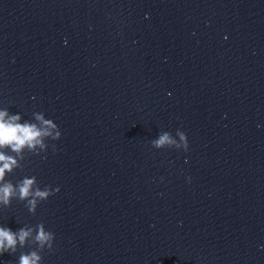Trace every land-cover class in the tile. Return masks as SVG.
<instances>
[{"label": "clouds", "instance_id": "clouds-1", "mask_svg": "<svg viewBox=\"0 0 264 264\" xmlns=\"http://www.w3.org/2000/svg\"><path fill=\"white\" fill-rule=\"evenodd\" d=\"M20 119L18 114L10 116L7 110H0V204L8 207L13 199H18L26 202L29 212L35 214L38 204L58 193L59 188L45 187L41 190L35 176H25L15 184L7 180L6 176L21 167L17 157L23 159L25 149L35 151L38 146L44 148V137L60 139L61 132L57 130L53 136L51 130L57 129L58 126L51 119H44L42 115H37L36 119L44 125L43 128L33 123H20ZM180 137L187 151V137L184 133H180ZM152 143L157 148L176 144L168 133L160 135ZM4 149H10L16 156L6 155ZM54 239V233L46 230L43 223L36 225L35 228L21 227L17 231L0 225V254L15 253L18 247L24 248L30 240L39 249L45 247L52 249ZM41 259L39 253L32 250L29 253H21L18 264H40Z\"/></svg>", "mask_w": 264, "mask_h": 264}]
</instances>
